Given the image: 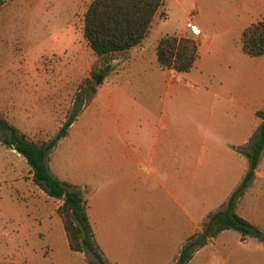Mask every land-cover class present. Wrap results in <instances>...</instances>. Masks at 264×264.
Masks as SVG:
<instances>
[{
  "label": "rangeland",
  "instance_id": "374dc122",
  "mask_svg": "<svg viewBox=\"0 0 264 264\" xmlns=\"http://www.w3.org/2000/svg\"><path fill=\"white\" fill-rule=\"evenodd\" d=\"M88 2L4 0L0 3V115L28 139L39 142L51 137L70 107L79 104L67 133L47 152L49 171L72 183L88 181V167H111L119 157L117 150L126 142L131 146L141 137L147 150L155 146L152 144L155 141L162 144L161 135L154 140L155 119L159 114L171 115V185H183L187 153L206 148L198 147L200 136L205 133L201 127L206 116L211 127L208 139L213 146L211 150L207 148L208 152L202 151L203 160L211 159L217 164L223 157L228 164L236 166V160L228 161L226 155H221L224 147L233 141L229 138L232 132L223 136L216 128V120L223 115H235L237 108L206 90H221L231 82L228 71L237 63L234 53L228 51L224 58L216 54V49L225 45L236 51L238 42L231 40L235 31H224L221 22L233 18L242 22L244 6L222 13L223 0L203 1L197 10L198 18L206 24L200 33L202 39L195 37L198 56L187 71L171 72V84L167 86V73L162 74L152 45L165 34L198 35L184 25L194 12L193 7L164 0V6L155 11L144 35L143 54L124 63L127 50L104 58L86 44L81 26ZM251 5L261 11L264 0H253ZM92 71L101 75L98 82ZM114 80L117 81L110 84ZM105 91L106 96H101ZM88 93L92 95L85 100ZM6 147L0 143V264H97L90 253L68 248L64 230L55 222L61 221L55 210L60 199L46 195L35 185L24 158ZM256 168L264 174V148ZM259 182H263L260 188ZM104 183L105 193L115 198L109 200L112 211L120 210L121 205L127 207L126 212L134 213L138 206V211L144 213L137 224L138 231L143 228L145 234L139 236L136 228V235L125 234L120 244L141 242L136 254L138 257L150 254L145 264H162L169 255L171 260L167 264H172L180 248L175 251L178 243L189 231L188 216L184 213L189 211L186 204H177L172 199L169 204L166 192L150 181L107 178ZM251 189L259 193L248 194L249 198H243L244 204L251 203L255 215H261L264 220L263 178L257 176ZM208 195L196 206L202 211L219 207L221 194ZM40 211L47 212L48 220H42L44 215ZM168 213L171 219L165 216ZM126 220L127 228L132 225L134 229L135 217ZM259 229L263 232L260 237L224 229L213 245L207 244L191 254L186 264H264V229ZM138 257L130 263L143 264Z\"/></svg>",
  "mask_w": 264,
  "mask_h": 264
},
{
  "label": "crops",
  "instance_id": "0c3cea01",
  "mask_svg": "<svg viewBox=\"0 0 264 264\" xmlns=\"http://www.w3.org/2000/svg\"><path fill=\"white\" fill-rule=\"evenodd\" d=\"M172 1L179 5L188 4L193 7L192 9H194V12L189 14L192 15V20H190L196 27L199 28L198 35L193 36V38L195 39L196 37L197 40L202 39L200 33L202 29L205 28L206 24L198 18L199 16L197 14V10L203 1L206 0ZM252 2L253 0H223L222 4H220V10L222 13L233 9H241L243 6L245 8L242 15V22L238 21V23L235 18H233V20L228 18L230 21L221 22V26L224 31L227 32L230 31V29L235 31L231 40L233 43L236 41L238 42V45L234 47L236 48V51H230L229 48L231 49V47L225 45L216 49V54H222V57L224 58H227L229 52L232 54L234 53L233 58L237 60V63L233 64L230 71H228L231 81L229 84L227 83L224 85L221 90L220 88L211 91L209 88L206 90L207 92H210L209 94H211V96H221L226 101H229L231 106L237 108V113L235 115L233 114L229 117H225V115H223L216 120V128L223 136H228L232 132V135H230L229 138L231 140L233 139V141H231V144L228 143V145L224 147L225 149H223L224 151H222L221 155H226L228 161L236 160V166L228 164L225 160H223V157L218 159L220 161L217 164L211 159L203 160L202 151L208 152L207 148H210L211 150V146H213V143L208 139L211 127H209V117L206 116L203 127H201L202 132L204 131L205 133L201 134L198 145V147L206 148L204 150L201 148L195 149L192 153H187V156L189 155V159H187L188 166L186 165L184 170V183L180 186H176L174 183L171 185V115L159 114L155 119V131L157 132L154 134V140H157L161 135L163 139L162 144H160L159 141H155V143H152L155 146L152 145V148L147 150L141 137L138 138L137 142L132 143L131 146L128 142H126V145L123 146V148L117 150L119 152V157L118 159H115V162L111 165V167L108 165L92 167L90 165L88 167V181L82 180L77 181L76 183L73 182L75 184H79V187H81L80 190L87 205L86 214L91 226L93 238L98 245L101 255L109 264H131L130 261L134 259L137 260L138 256L136 251H139L140 247L138 244L141 242L137 243L136 241L131 245L120 244V241L125 234L129 233L131 236L136 235V228L139 236H143L145 231L143 228L138 231V220L144 218V213H142V211H138V206H136L137 210L134 213L126 212L127 210L125 208L127 207H123L121 205L120 210L118 211H112L110 209L111 206H109V200L112 201L115 200V198L108 196V192L105 193V190H103L105 187V179L109 178L113 180V178H115L123 180L124 178L130 179L132 177L136 181H150L151 185L154 183L159 184L166 192L167 202L169 204H171V199L177 204H186L189 211H184V213L188 216L189 231L178 243L175 249L176 251L177 248L180 247L181 242H183L188 235L197 230L198 223L201 218L210 211H202L200 207H196L204 201L203 196L208 195V190L211 192V197H216L218 192L221 194V197H219L221 199L218 200V206H220L225 201L231 190L239 183L242 175L244 174L247 168V159L243 154L235 149V146L246 142L251 132L261 121V118L255 114V111L264 109V52L255 56L245 53L241 49V41L239 38L241 30L246 25L257 20H264V7L261 11H257L256 7L251 5ZM163 4L159 8L163 7ZM163 10L165 11L164 8ZM188 19L189 17L185 21ZM209 40L210 38L207 41ZM156 41L152 45V50H154ZM228 44L230 43L228 42ZM145 45L143 37L138 43L127 48L126 54L128 57L125 58L123 62L126 63L135 55H142L145 50ZM211 50H213V48H211ZM197 56L198 41H196V57ZM196 57L192 63H194ZM159 67L162 69V74L166 71L167 86L170 85L171 72L175 70L171 67H161L160 65ZM116 81L117 80H114L110 84H114ZM106 94L107 93L105 91L101 94V96H106ZM6 148L9 150L11 149L9 147ZM257 176L262 177L264 180V174L255 167L253 177L235 201L234 211L247 219L249 222L264 229V220H262L263 217H261V215H255V212H253L255 207L251 205V203L247 205L244 204L243 200V198H249L248 194L252 193L256 196L259 193L258 190L251 189ZM218 181L221 182L220 185H218ZM262 183L263 182H259V184H257L258 188H260L259 186H261ZM210 187L211 190L209 189ZM139 202L142 203V200ZM39 213L40 215H44L42 220H48V214L46 211H40ZM162 214L163 213L161 212L160 215ZM129 216L135 217L137 220L136 224L133 223L135 226L134 229H132V225L129 227L131 230L127 228L128 220L126 219ZM165 216L171 219L169 213ZM55 222H59L62 227L61 221L57 219ZM223 230L224 229L217 232L215 236L209 237L206 242L194 252H197L207 244L213 245L212 242L218 239ZM140 257L143 260L141 263L143 262V264H145L147 259H150V254ZM190 257L186 263L189 262ZM170 260L171 255L164 258L162 264H167Z\"/></svg>",
  "mask_w": 264,
  "mask_h": 264
},
{
  "label": "trees",
  "instance_id": "16d2710c",
  "mask_svg": "<svg viewBox=\"0 0 264 264\" xmlns=\"http://www.w3.org/2000/svg\"><path fill=\"white\" fill-rule=\"evenodd\" d=\"M3 1L0 0V3ZM162 4L163 0H89L82 13L83 38L97 56L104 58L113 52L126 50L144 37L153 14ZM239 38L241 49L245 53L252 56L263 53L264 20L246 25ZM154 53L161 67L186 71L196 57V40L187 34H165L157 39ZM92 74L97 73L92 71ZM91 95L88 93L85 100ZM78 111V103L71 106L55 133L39 142L28 139L15 125L0 115V143L6 146L11 144L13 150L24 158L30 168V179L35 185L46 195L60 199L55 210L61 218L68 248L90 253L97 264H109L93 238L86 214V203L78 185L57 178L46 164L48 150L66 134L67 127ZM255 114L261 118L260 123L246 142L237 147L247 159L244 174L225 201L206 214L200 222V229L186 237L172 264H185L197 248L222 229L232 228L242 235H262L263 232L256 225L234 211L235 201L253 177L264 147V109L256 110Z\"/></svg>",
  "mask_w": 264,
  "mask_h": 264
},
{
  "label": "built area",
  "instance_id": "2783aa9c",
  "mask_svg": "<svg viewBox=\"0 0 264 264\" xmlns=\"http://www.w3.org/2000/svg\"><path fill=\"white\" fill-rule=\"evenodd\" d=\"M192 15L189 16V19L185 21V27L193 34H198L199 33V28L196 27L190 20Z\"/></svg>",
  "mask_w": 264,
  "mask_h": 264
},
{
  "label": "water",
  "instance_id": "95a60500",
  "mask_svg": "<svg viewBox=\"0 0 264 264\" xmlns=\"http://www.w3.org/2000/svg\"><path fill=\"white\" fill-rule=\"evenodd\" d=\"M100 77H101L100 74L96 75V76L94 77L95 82H98V80H99ZM8 147L11 148V149H13L11 144H8Z\"/></svg>",
  "mask_w": 264,
  "mask_h": 264
}]
</instances>
